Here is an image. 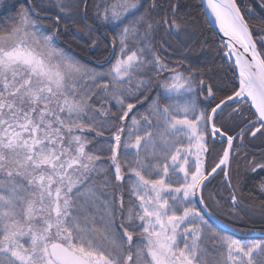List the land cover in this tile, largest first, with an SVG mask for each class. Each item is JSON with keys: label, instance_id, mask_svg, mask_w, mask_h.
<instances>
[{"label": "snow or ice", "instance_id": "6c2138e0", "mask_svg": "<svg viewBox=\"0 0 264 264\" xmlns=\"http://www.w3.org/2000/svg\"><path fill=\"white\" fill-rule=\"evenodd\" d=\"M204 3L226 38L222 51L236 83L226 98L201 110L193 97L200 89L210 104L212 84L191 68L181 70L182 62L178 67L165 63L152 45L160 28L189 34L181 0H167L158 19L153 16L162 7L157 0L147 7L144 0L96 3L94 20L119 29L113 46L118 42L120 54L107 72L88 68L58 47L59 28L45 30L28 0L20 7L0 0V264H209L203 247L207 234L219 243L223 258L213 264H264V241L212 231L209 217L214 214L203 194L218 169L228 177L233 152L235 137L216 126L219 112L246 105L255 120L245 126L253 137L264 135V19L253 22L255 13L243 0ZM59 7L61 13L68 10V5ZM9 11L15 15L5 17ZM84 15L87 19L86 10ZM149 66L154 75L141 78ZM104 77L110 80L101 83ZM154 82L157 92L141 117L147 127L143 135L130 132L124 144L125 154L134 150L127 169L137 203L117 223L111 201H104L105 212L97 219L90 211L100 202L94 174L103 169L97 166L100 157L88 149L85 132L94 131L96 116L108 112L92 102L94 87L116 101L118 119L124 121L136 107L125 97L148 93ZM178 96L186 98L181 102ZM136 103H142L139 96ZM233 111L239 114L240 108ZM131 123L139 125L135 115ZM123 132L117 129L112 148L116 181L125 180L117 159ZM217 136L226 138L227 147L208 170V138ZM248 171L264 177V160H250ZM177 174L182 175L174 180ZM227 183L235 207L236 188ZM258 187L264 194V182ZM211 199L219 207L220 201ZM119 206L124 208L122 196Z\"/></svg>", "mask_w": 264, "mask_h": 264}, {"label": "trees", "instance_id": "16d2710c", "mask_svg": "<svg viewBox=\"0 0 264 264\" xmlns=\"http://www.w3.org/2000/svg\"><path fill=\"white\" fill-rule=\"evenodd\" d=\"M100 2L101 0H86V5H82L81 0H28V3L35 5V11L39 13L36 15L38 20L49 31H55L57 27L59 28L58 38L61 40V46L76 54L88 66L107 72L112 61L105 65H100L99 62L107 60L110 56V41H113V37L117 35L119 29L114 28L112 25H101L98 21L94 20V5ZM238 2H241V0H238ZM243 2L255 13L252 19L253 22L259 25V21L264 19V8L260 7L262 0H243ZM6 3L16 4L17 7H20L23 4V0H19V3L17 0H6ZM144 3L145 7H147L150 0H144ZM157 3L162 6L153 12V16L158 19L163 13V9L167 7V0H157ZM60 4L68 5V10L65 13L60 12ZM85 10L87 12L86 20L94 31L90 32L88 30L86 26L88 24L82 18V13ZM2 12L3 9L0 8V13ZM181 13L189 21V34L187 36L169 34L163 28H160L153 34L152 45L157 55L165 63L172 67H178L179 62H182L183 68L181 70L191 68L199 79H203L205 83L212 84L215 99H211L210 104L205 100L206 92L200 89H197L199 96L193 97L196 99L201 110H203L205 107L210 108L215 106L220 99L226 98L227 95L231 94V87L236 81L233 77L232 69L229 67L230 64L223 55L222 40L209 24L201 0H181ZM4 15L6 17L15 15V13L9 11ZM58 15L60 16L59 23L55 20ZM115 46L118 48V42ZM145 73L146 75L141 78L146 79L148 76L154 75L151 66L145 69ZM169 75L170 73L162 74V76ZM109 80L110 77H104L100 82L107 83ZM86 86L93 87V82L87 81ZM94 91L96 95L93 96L92 102L97 108L103 106L104 110L108 112V115H97L95 118V130L86 132L89 140L88 149L100 157L99 161H97V166L103 169L98 175L94 174L97 190L100 194V202H98L96 208H91L90 211L96 213L97 219H99V216L105 212L103 202L111 201V207L115 213V220L119 223L124 220L126 210L130 204L137 203L135 197L130 192L129 177L131 174L127 169V163L132 160L134 150L128 149L127 154H125L124 144L129 139L130 132L143 135L144 129L147 126L141 117L148 114L150 101L157 92V88L154 82L152 89L148 93L126 96L125 102L134 103L136 107L132 113H129L128 119L124 121L118 119L120 106L116 101L104 94L99 87H94ZM145 95H147V99H145ZM187 95L191 96V94ZM137 96L142 100V103H136ZM185 98L186 96L175 97V99L181 102ZM232 106L226 107L215 118L216 125L230 135H234L242 129H245L248 120H255V117L252 116L246 105L241 107L239 114L233 112L231 109ZM134 115L139 121V125L135 127L131 123ZM121 127L124 129V132L122 133L121 148L117 159L121 163L122 174L125 176V180L116 181L114 166L111 162L112 148L114 147V139L112 136ZM153 131L155 130L153 129ZM240 134L236 137V144L240 140ZM184 143H186V140ZM208 146L209 151L206 157V169L210 170L222 156L226 143L224 141L220 143L218 140L213 141L209 137ZM249 146L252 149L258 148L259 155L264 154V135L258 134L256 137L250 139ZM251 151L253 152V150ZM242 153L240 150L233 151L232 175L235 174V176L240 178V194L243 202L239 203L240 206H237V210L235 211L230 210V203L226 204L225 207L229 209L227 217L219 216L222 220L227 221L235 227L239 233L233 234L222 230L212 222L210 224L212 231L221 236H230L241 239L242 241H264V237L249 235L255 232L264 233V194H261L258 187L260 183L264 182V177L252 174L248 169L243 168L242 163L251 155L249 154L247 156L244 153L241 155ZM189 160V166H191L192 158L190 157ZM179 175L177 174L173 179H178ZM105 178L107 179V183ZM203 194L205 202L210 203L206 197L205 190ZM121 196L124 200L123 209L119 206ZM210 197L213 196L210 194ZM246 199L252 201L259 208L249 210L244 206V203L247 202ZM203 247L208 251L207 259L209 264H213V261L223 259L220 256L221 249L219 243L214 238H210V234H207L203 238Z\"/></svg>", "mask_w": 264, "mask_h": 264}, {"label": "flooded vegetation", "instance_id": "af4514ba", "mask_svg": "<svg viewBox=\"0 0 264 264\" xmlns=\"http://www.w3.org/2000/svg\"><path fill=\"white\" fill-rule=\"evenodd\" d=\"M233 109H234V107L232 108V110ZM252 130H254V129H252ZM240 132L241 131H239V133ZM243 132H244V134H243L244 136H243L242 141L240 139V140H238V143L236 144V138H235L233 151L240 150L244 153V155H247V156L250 154L251 156H248L246 159L248 167H249L250 160H252L253 158H255L256 160H264V154L259 155L260 152H259L258 148L252 149V147L249 146V140L253 138V136H251V134H250L249 128L245 127V129H243ZM258 134L259 133H257V135ZM215 140L216 141L218 140V142L223 143V141H220L218 138ZM251 150H253V152ZM243 153L241 155H243ZM232 157H233V154H232ZM227 180L232 181V160H231V164H230L228 177L225 178L224 173L222 171H220L219 174L217 176H215V178H213L212 180H210V182L207 183V187H206L207 190L204 189L206 191V197L210 201V203H208L210 208L218 216L225 217V218L227 217L228 210H229L228 207H225V205L230 203L229 185L227 183ZM232 186H233V182H232ZM210 194L213 197H215L217 200L220 201L219 207H217L216 204L213 202V200L210 197ZM239 203H242L240 199H238L237 206H240ZM237 206L233 207V205L231 204L230 210H233V211L237 210L236 209Z\"/></svg>", "mask_w": 264, "mask_h": 264}, {"label": "water", "instance_id": "95a60500", "mask_svg": "<svg viewBox=\"0 0 264 264\" xmlns=\"http://www.w3.org/2000/svg\"><path fill=\"white\" fill-rule=\"evenodd\" d=\"M201 2H202V5H203V8H204L205 15H206V11H207L206 18H207L209 24H210L211 27L215 30V32L219 35V37L221 38V40H226V38L223 37V33L220 32L219 25L215 23L214 18L211 16L210 11L206 10V3H204V0H201ZM36 14H37V12H36ZM82 17H83L84 20H86V19H85V15H84V13H83ZM210 21H211V22H210ZM114 52H115V47L112 46V53H111V56L109 57V59L107 60V62L110 61V60L112 59V57L114 56ZM228 62L231 64V61H228ZM222 131H223V130H222ZM228 135H229V134H228ZM219 137H220V136H219ZM220 138L222 139L223 137H220ZM223 139L226 141V138H223ZM233 144H234V141H233ZM226 147H227V145H226ZM231 155H232V154H231ZM230 162H231V157H230ZM230 162H229L228 167L225 169V171H227V172H229ZM219 171H220V170L218 169V170H217V173H218ZM217 173H215L212 177H210L209 180H211L213 177H215ZM207 183H208V182H206V184H207ZM200 206H201V208H203V205H200ZM205 214H206V216H207V212H206ZM209 219H210L211 221H213L216 225H218L220 228H222V229H224V230H227V231H230V232H232V233H237V230H236V229H234L232 226H230L229 224L225 223L224 221L220 220V219H219L218 217H216L215 215H213L212 217H209ZM258 234H259V233H258ZM259 235L264 236V234H259Z\"/></svg>", "mask_w": 264, "mask_h": 264}, {"label": "rangeland", "instance_id": "374dc122", "mask_svg": "<svg viewBox=\"0 0 264 264\" xmlns=\"http://www.w3.org/2000/svg\"><path fill=\"white\" fill-rule=\"evenodd\" d=\"M38 21H39V20H38ZM39 23L43 25V27H44L45 30L49 31V30L44 26V24H43L42 22L39 21ZM49 32H51V31H49ZM55 43L57 44L58 47L64 49L69 55L73 56V57H74L75 59H77L80 63L86 65V66H87L88 68H90V69H95V68H92V67L88 66L86 63H84V62H83V61H82V60H81L76 54H74L73 52L69 51L68 49H66V48H64L63 46H61L60 44H58V43H57V40L55 41ZM119 54H120V49H119V46H118V48H116L115 56H114V58H113V60H112V62H111V64H110V67L112 66V64L115 63V60H116V58L119 57ZM110 67H109V68H110ZM95 70H96V69H95ZM96 71H98V72H103V71H101V70H96ZM86 132H87V131H86ZM86 132H85V136H86ZM115 134H116V133H114L113 136H112L113 139H114V135H115ZM87 139H88V138H87ZM121 139H122V134H121ZM88 141H89V140H88ZM114 144H115V142H114ZM88 145H89V144H88ZM242 164H243V168H244V169L247 170V169L249 168L248 165H247V161H244V163H242ZM205 167H206V163H205ZM180 175H182V174H180ZM232 182H233V187L236 188V194H237V196H238V199H240L241 202H243V199L241 198V194H240V178H239L238 176H235V174H234V175H232ZM246 201H247V202L244 203V206L247 207L249 210H254V209L259 208L258 206L254 205V203H253L252 201L247 200V199H246Z\"/></svg>", "mask_w": 264, "mask_h": 264}, {"label": "bare ground", "instance_id": "6f19581e", "mask_svg": "<svg viewBox=\"0 0 264 264\" xmlns=\"http://www.w3.org/2000/svg\"><path fill=\"white\" fill-rule=\"evenodd\" d=\"M228 62V61H227ZM229 63V62H228ZM230 64V63H229Z\"/></svg>", "mask_w": 264, "mask_h": 264}]
</instances>
